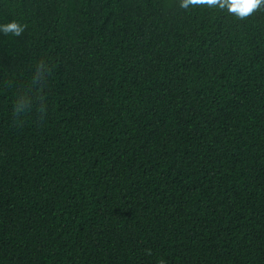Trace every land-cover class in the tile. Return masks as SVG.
I'll return each instance as SVG.
<instances>
[{
  "label": "trees",
  "instance_id": "1",
  "mask_svg": "<svg viewBox=\"0 0 264 264\" xmlns=\"http://www.w3.org/2000/svg\"><path fill=\"white\" fill-rule=\"evenodd\" d=\"M0 264H264V8L0 0Z\"/></svg>",
  "mask_w": 264,
  "mask_h": 264
},
{
  "label": "clouds",
  "instance_id": "2",
  "mask_svg": "<svg viewBox=\"0 0 264 264\" xmlns=\"http://www.w3.org/2000/svg\"><path fill=\"white\" fill-rule=\"evenodd\" d=\"M197 6H207L212 9L226 10L239 19L252 15L258 9L264 8V0H180V7L188 10ZM24 26L18 22L0 24V33L20 36Z\"/></svg>",
  "mask_w": 264,
  "mask_h": 264
}]
</instances>
